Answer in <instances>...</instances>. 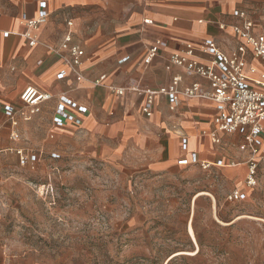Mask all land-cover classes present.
<instances>
[{
	"label": "crops",
	"instance_id": "obj_1",
	"mask_svg": "<svg viewBox=\"0 0 264 264\" xmlns=\"http://www.w3.org/2000/svg\"><path fill=\"white\" fill-rule=\"evenodd\" d=\"M43 5L49 17L45 25L31 31L37 44L30 47L20 18L26 15L36 19ZM0 9V103L4 115L6 107L18 112L21 94L34 87L53 99L41 105L39 114L27 116L24 121L36 122L46 116L51 138L65 139L72 150L83 148L90 137L100 141L101 158L124 169L163 173L174 167H201L207 163L209 169L229 168L228 174L242 181V165L250 158L240 148L244 136L220 133V143L216 144L202 135L215 130L214 103L183 99L177 110L171 111L167 98L156 96L150 118L145 117L143 108L149 91L169 86L175 77L182 79L181 88L199 84L210 92L207 80L187 76L178 67L168 70L169 57L182 52L187 44L196 46L205 39L213 40L222 53L230 55L239 44L230 29L238 23L234 11L247 12L257 31L264 33V0H0ZM220 25L227 28L221 30ZM69 32L71 45L85 53L81 82L68 72L64 62L68 53L60 49ZM158 41L160 52L147 64V51ZM125 58L129 61L121 64ZM196 58L204 64L214 59L199 51ZM248 60L262 70L251 55ZM64 70L67 76L58 79ZM102 77L105 79L96 86ZM118 89L127 90L119 96ZM62 95L88 109L85 115L73 112L82 121L80 126L54 127ZM185 138L187 149L182 146ZM229 147L236 149L231 151L232 157L226 151ZM193 155L199 165L179 164L183 160L191 162ZM230 160L234 164L225 165ZM242 182L230 191L227 200L234 191L245 194L246 199L229 202H245L256 192V187L248 188Z\"/></svg>",
	"mask_w": 264,
	"mask_h": 264
},
{
	"label": "rangeland",
	"instance_id": "obj_2",
	"mask_svg": "<svg viewBox=\"0 0 264 264\" xmlns=\"http://www.w3.org/2000/svg\"><path fill=\"white\" fill-rule=\"evenodd\" d=\"M21 103L13 119L0 103V264H264V168L256 192L231 203L245 162L242 181L227 167L124 169L96 139L72 150L46 116L25 122Z\"/></svg>",
	"mask_w": 264,
	"mask_h": 264
},
{
	"label": "built area",
	"instance_id": "obj_3",
	"mask_svg": "<svg viewBox=\"0 0 264 264\" xmlns=\"http://www.w3.org/2000/svg\"><path fill=\"white\" fill-rule=\"evenodd\" d=\"M36 19H29L22 15L20 20L25 27L24 37L29 42L30 47L37 44V40L31 35V31L47 23L49 15L44 11ZM1 14V9H0ZM233 16L238 23L233 24L230 29L239 40L236 49L230 55L222 53L213 40L205 39L199 45L187 44L180 53L172 54L168 59V67H178L184 70L190 77H200L208 81L211 91L207 92L199 84L181 88L182 79L173 78L171 84L158 91H149L148 99L143 108V114L150 118L153 113V99L156 96L167 98L170 110L175 111L180 106L183 99H201L211 101L216 106V113L213 119L215 130L202 135L209 136L216 144L220 143L218 135H234L241 133L244 136L241 151L249 153L247 161V173L245 175V184L248 188H255L258 184V170L264 167V33L257 31L255 21L249 18L248 13L236 10ZM149 23V22H148ZM72 26L71 23L68 24ZM226 25H220L221 30H225ZM72 36L69 32L60 47L67 51L68 57L65 59L68 72L72 74L77 82L83 80L81 68L83 66L85 53L78 46L71 45ZM161 42L158 41L151 46L146 54L145 62L151 63L159 54ZM196 51L205 55H211L214 59L207 63H200L196 58ZM59 53L60 51H54ZM252 56L254 60L262 65L259 70L255 65L249 62L248 57ZM129 61L125 58L121 64ZM67 71H62L58 79H64ZM105 77L95 82L100 85ZM127 90V89H126ZM125 89L116 90L117 95L122 96ZM53 96L48 93H42L34 87L26 88L21 94V102L31 109V114L35 115L41 111V105L51 101ZM85 115L88 109L79 106L71 99L62 95L59 97L56 107L54 127L63 129L68 124L80 126L82 121L74 114ZM5 113L13 119L15 110L6 107ZM12 139L17 140L18 136L12 134ZM187 138L183 139L182 146L187 149ZM20 162L23 166L36 161L35 156L25 155L22 151H17ZM181 166L199 165L198 158L193 155L191 162L183 160L179 163ZM201 168L207 170L210 165L200 164ZM229 201H244L246 195L234 191L229 197Z\"/></svg>",
	"mask_w": 264,
	"mask_h": 264
},
{
	"label": "bare ground",
	"instance_id": "obj_4",
	"mask_svg": "<svg viewBox=\"0 0 264 264\" xmlns=\"http://www.w3.org/2000/svg\"><path fill=\"white\" fill-rule=\"evenodd\" d=\"M189 234L191 235V237L193 238V240L196 241V240H195L194 231H193L192 226H189ZM181 254H184V255H194L195 253H188V252H185V253H177V254H175L174 256H176V255H181Z\"/></svg>",
	"mask_w": 264,
	"mask_h": 264
}]
</instances>
